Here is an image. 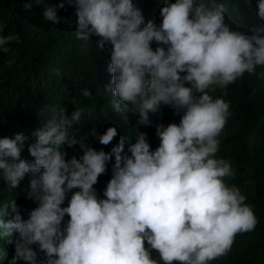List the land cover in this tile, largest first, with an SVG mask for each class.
Here are the masks:
<instances>
[{
  "label": "clouds",
  "instance_id": "clouds-1",
  "mask_svg": "<svg viewBox=\"0 0 264 264\" xmlns=\"http://www.w3.org/2000/svg\"><path fill=\"white\" fill-rule=\"evenodd\" d=\"M66 4L74 8L78 39L95 36L98 46H110L111 77L98 87L111 93L115 112L125 120L138 116V125H150V114L162 106L182 114L179 123L156 125L155 149L143 131L134 143L120 135L110 152L96 149L88 137L108 145L118 136L116 126L70 135L82 110L69 116L54 105L41 128L0 130V179L16 188L30 173L26 198L36 204L25 219L9 201V218L0 221L5 236L17 234L8 264H38L40 251L47 254L44 264H208L237 232L256 224L246 197L223 179L234 175L230 161L215 155L229 104L209 89L264 65V27L250 34L230 29L217 0H164L159 24L145 23L133 0H23L24 9L42 6L43 17L56 24ZM256 11L264 20V0H256ZM17 39L0 34V51ZM65 145H78L82 154L68 157ZM27 150L30 161L23 159ZM110 156L112 174L100 197L94 185Z\"/></svg>",
  "mask_w": 264,
  "mask_h": 264
},
{
  "label": "trees",
  "instance_id": "trees-1",
  "mask_svg": "<svg viewBox=\"0 0 264 264\" xmlns=\"http://www.w3.org/2000/svg\"><path fill=\"white\" fill-rule=\"evenodd\" d=\"M46 2L58 3L59 0ZM163 2L133 0L135 7L141 10L144 22L151 20L157 24L161 22ZM217 3L224 5L225 23L230 29L250 34L253 27H264V20L257 15L256 0H217ZM58 16L63 19L56 24L43 17L42 6L34 5L32 10H26L23 0H0V25H3L0 34L14 33L18 37L9 42L7 52L0 51V130L10 126L19 127V131L34 125L41 128L51 118V106L54 105L57 112L64 108L69 116L76 109L82 110L81 120L73 124L70 135H90L93 128L103 133L108 126H116L118 136L108 145L88 137L86 143L96 149L110 152L120 135H126L134 143L137 131L147 133V139L155 149L159 144L156 125L179 123L182 113H174L168 106H162L158 113L150 114V125H138V116L133 114H128V120L123 119L124 114L115 112L110 103L111 93L98 87L100 83L101 86L107 84L111 77L105 60L110 46H98L95 36L88 41L77 38V17L72 6L66 4L58 10ZM84 88L90 91L89 96L82 94ZM209 91L213 98L223 97L229 104V114L217 137L219 147L215 155L230 161L234 175L223 179L229 186L239 188L246 197L244 203L251 206L256 224L250 231L237 232L231 247L208 264H264V65L256 66L251 73L245 72L224 88L210 86ZM34 113L37 116L28 121ZM65 146L68 157L82 154L78 145ZM23 159H33L28 150ZM113 163L114 156H110L105 173L94 185L100 197L111 178ZM30 176V173L26 174L16 188L0 179V221L6 222L9 218L7 206L11 200L20 205L25 219L36 206L26 198ZM70 195L71 192L67 194ZM64 204H67V197ZM68 219L66 215L65 222ZM16 235L9 237L0 231V264H8L14 254ZM151 255L159 260L155 250ZM46 259V252L40 251L38 264H44Z\"/></svg>",
  "mask_w": 264,
  "mask_h": 264
}]
</instances>
